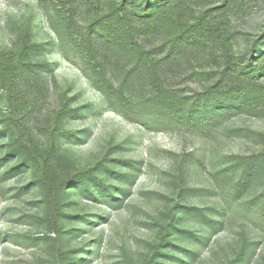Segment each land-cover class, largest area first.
<instances>
[{
    "label": "rangeland",
    "instance_id": "1",
    "mask_svg": "<svg viewBox=\"0 0 264 264\" xmlns=\"http://www.w3.org/2000/svg\"><path fill=\"white\" fill-rule=\"evenodd\" d=\"M70 2L0 0V64L19 56L29 28L43 53L25 68L42 70L44 81L43 89L0 83V264H264L263 173L238 199L224 188L235 157L262 151L254 134L264 133V116L229 113L198 129L161 116L146 90L119 84L111 69L103 83L56 27ZM219 5L198 2L196 15ZM227 17L240 56L264 33V0H236ZM188 72L182 57L162 69L167 87L187 98L202 91ZM11 132L40 150L54 142L73 175H94V198L73 187L48 202L33 170L8 158ZM40 150L31 157L39 165ZM167 236L173 245L163 247Z\"/></svg>",
    "mask_w": 264,
    "mask_h": 264
},
{
    "label": "trees",
    "instance_id": "2",
    "mask_svg": "<svg viewBox=\"0 0 264 264\" xmlns=\"http://www.w3.org/2000/svg\"><path fill=\"white\" fill-rule=\"evenodd\" d=\"M202 1L205 0H71L68 16L58 18L56 27L75 48L77 57L89 59V65L101 71L103 83L108 84L106 74L111 69L119 84L146 90L145 102L161 116L167 113L173 120L198 129L211 128L229 113L264 116V33L240 56L235 55L236 37L229 34L225 24L236 0H219L221 5L212 13L196 15L195 5ZM30 33L27 28L21 38L19 56L0 64V83L11 86L14 80L21 79L28 86L43 89L42 70L25 68L32 65V55L43 53L39 46L31 44ZM139 38L146 43L138 42ZM181 57L189 67L188 77L202 87L201 92L188 98L172 92L162 75V69ZM70 114L71 110H62L58 116L64 119ZM11 135L13 148L8 158L18 156L19 168L33 170L36 184L48 202L52 198L59 204L69 192L74 193L67 191L73 187L94 198L89 192L92 183L98 185L94 175H73L54 142L40 150L31 139L22 142L15 140L16 133ZM254 135L262 151L247 158L235 157L234 178L224 183V188L230 189L229 195L234 193L237 199L252 189L258 175H264V133ZM37 150L42 158L40 165L31 158ZM258 198L259 213L264 217V190ZM200 217L205 215L200 212ZM161 245L169 247L173 243L167 236Z\"/></svg>",
    "mask_w": 264,
    "mask_h": 264
}]
</instances>
